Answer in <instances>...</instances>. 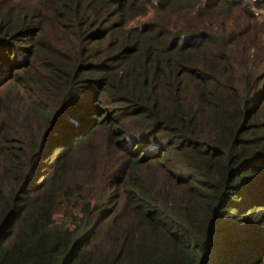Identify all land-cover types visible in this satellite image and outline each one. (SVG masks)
I'll return each instance as SVG.
<instances>
[{
    "label": "trees",
    "instance_id": "obj_1",
    "mask_svg": "<svg viewBox=\"0 0 264 264\" xmlns=\"http://www.w3.org/2000/svg\"><path fill=\"white\" fill-rule=\"evenodd\" d=\"M150 3L0 0V264H264V0Z\"/></svg>",
    "mask_w": 264,
    "mask_h": 264
},
{
    "label": "clouds",
    "instance_id": "obj_2",
    "mask_svg": "<svg viewBox=\"0 0 264 264\" xmlns=\"http://www.w3.org/2000/svg\"><path fill=\"white\" fill-rule=\"evenodd\" d=\"M158 7H159V0H151V3L148 6L146 12L143 14L142 17L138 18L139 23H137L134 20L130 23L129 27L142 28L144 23L150 22L153 19V17H155ZM52 218L54 221L59 223L63 217L61 213H57V214H54Z\"/></svg>",
    "mask_w": 264,
    "mask_h": 264
},
{
    "label": "rangeland",
    "instance_id": "obj_3",
    "mask_svg": "<svg viewBox=\"0 0 264 264\" xmlns=\"http://www.w3.org/2000/svg\"><path fill=\"white\" fill-rule=\"evenodd\" d=\"M260 13H262L264 16V6L260 9Z\"/></svg>",
    "mask_w": 264,
    "mask_h": 264
}]
</instances>
